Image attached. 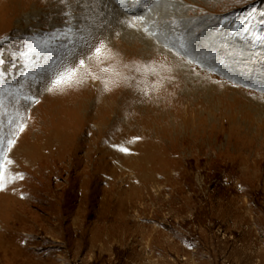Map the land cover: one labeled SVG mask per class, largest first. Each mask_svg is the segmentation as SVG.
<instances>
[{"label": "rangeland", "instance_id": "374dc122", "mask_svg": "<svg viewBox=\"0 0 264 264\" xmlns=\"http://www.w3.org/2000/svg\"><path fill=\"white\" fill-rule=\"evenodd\" d=\"M0 101V264H264V0H0Z\"/></svg>", "mask_w": 264, "mask_h": 264}, {"label": "snow or ice", "instance_id": "6c2138e0", "mask_svg": "<svg viewBox=\"0 0 264 264\" xmlns=\"http://www.w3.org/2000/svg\"><path fill=\"white\" fill-rule=\"evenodd\" d=\"M104 45L101 44L95 49V55L97 58L101 57L103 52ZM92 57H88L90 60ZM85 60L81 59L78 62V65L73 64L72 66H59L58 70L55 71L51 78L48 87V91L61 90L64 86L70 85L73 82L79 83L77 76L80 72V69H85ZM29 99V98H25ZM33 103L36 101H32ZM3 107V101H0V108ZM7 116V113H4ZM7 125V129H5ZM23 117L17 114L16 117H13L8 120H0V186L5 185L9 179L15 181L16 179H23V176H7V166L12 163V161L7 159V153L11 150L12 146L15 143V133L23 131ZM120 151H126L124 148H120Z\"/></svg>", "mask_w": 264, "mask_h": 264}, {"label": "bare ground", "instance_id": "6f19581e", "mask_svg": "<svg viewBox=\"0 0 264 264\" xmlns=\"http://www.w3.org/2000/svg\"><path fill=\"white\" fill-rule=\"evenodd\" d=\"M1 226V225H0ZM8 227V226H7ZM6 228V227H5ZM8 239V238H7ZM4 240V239H3ZM8 241V240H7ZM0 247H2V246H0ZM3 248V247H2ZM1 251H3V249L1 250ZM3 257V256H2ZM1 258V257H0ZM7 261V260H6ZM5 261V262H6ZM5 262H3L4 264H5ZM8 262V261H7ZM2 264V263H1Z\"/></svg>", "mask_w": 264, "mask_h": 264}]
</instances>
